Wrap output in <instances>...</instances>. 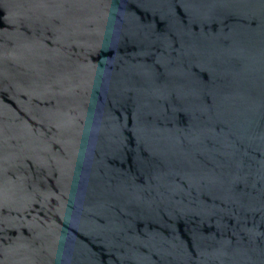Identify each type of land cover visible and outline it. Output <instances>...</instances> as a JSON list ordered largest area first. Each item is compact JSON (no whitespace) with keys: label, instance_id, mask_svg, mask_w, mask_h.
<instances>
[{"label":"water","instance_id":"water-1","mask_svg":"<svg viewBox=\"0 0 264 264\" xmlns=\"http://www.w3.org/2000/svg\"><path fill=\"white\" fill-rule=\"evenodd\" d=\"M0 264H264V0H0Z\"/></svg>","mask_w":264,"mask_h":264}]
</instances>
